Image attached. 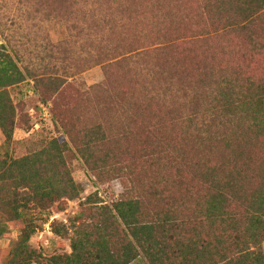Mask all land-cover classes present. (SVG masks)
Listing matches in <instances>:
<instances>
[{"label":"trees","instance_id":"trees-1","mask_svg":"<svg viewBox=\"0 0 264 264\" xmlns=\"http://www.w3.org/2000/svg\"><path fill=\"white\" fill-rule=\"evenodd\" d=\"M0 36V264H264V0H0ZM26 78L67 139L15 157ZM69 154L123 190L45 257L30 210L79 194Z\"/></svg>","mask_w":264,"mask_h":264},{"label":"rangeland","instance_id":"rangeland-1","mask_svg":"<svg viewBox=\"0 0 264 264\" xmlns=\"http://www.w3.org/2000/svg\"><path fill=\"white\" fill-rule=\"evenodd\" d=\"M48 25L52 41L64 37L65 31L61 23L53 22ZM1 43H4V40L0 36ZM102 78L103 72L99 66H96L80 74L75 81L82 87H87L101 81ZM33 85L34 81L26 78L24 81L8 88L15 109V128L9 150L15 157L26 154L45 138L58 137L59 139H65L66 137L63 135L61 128L51 118L50 103H41ZM3 143L4 136L0 131V144ZM67 164L74 183L81 187L79 194L71 199L62 198L44 211H38L35 208L30 210L33 224L37 227L28 243L31 248L41 252L45 257L69 253L73 231L78 226V222H81L80 219L75 221V218L79 216L81 210H85L83 214L86 216L82 219L85 223H89L90 217L86 214L87 211L96 210V207H93L94 205H109L110 200L116 198L123 190L117 179L112 180L109 184H97L95 177L87 170L80 158H74L69 154ZM96 192L97 195H95ZM88 204L90 207H87ZM23 226L22 219L8 222V232L0 240V262L1 257L4 256V250L12 240L18 237ZM52 228H56L58 232H55Z\"/></svg>","mask_w":264,"mask_h":264},{"label":"built area","instance_id":"built-area-1","mask_svg":"<svg viewBox=\"0 0 264 264\" xmlns=\"http://www.w3.org/2000/svg\"><path fill=\"white\" fill-rule=\"evenodd\" d=\"M42 106V105H41ZM42 108H44V106H42Z\"/></svg>","mask_w":264,"mask_h":264}]
</instances>
